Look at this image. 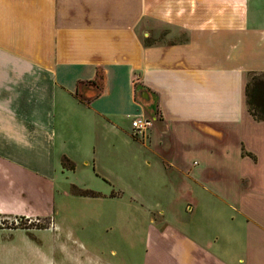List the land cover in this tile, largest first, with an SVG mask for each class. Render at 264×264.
<instances>
[{
    "label": "crops",
    "instance_id": "0c3cea01",
    "mask_svg": "<svg viewBox=\"0 0 264 264\" xmlns=\"http://www.w3.org/2000/svg\"><path fill=\"white\" fill-rule=\"evenodd\" d=\"M263 74L264 0H0V217L127 199L164 245L148 264H264V119L246 100ZM138 116L155 118L140 137Z\"/></svg>",
    "mask_w": 264,
    "mask_h": 264
},
{
    "label": "rangeland",
    "instance_id": "374dc122",
    "mask_svg": "<svg viewBox=\"0 0 264 264\" xmlns=\"http://www.w3.org/2000/svg\"><path fill=\"white\" fill-rule=\"evenodd\" d=\"M133 187L139 189L141 185L134 184ZM160 196L148 197L146 203L155 205L159 201L162 206L170 202L181 204L179 199H174V202L166 194V198ZM88 200L71 198L55 215L42 201L39 216L30 218V229L0 230V264H148L156 261L157 253L164 245L153 246V242L144 240L146 235L152 240L159 233L151 230L148 215L139 207L140 203L127 199H116L111 203ZM170 218L171 230H175L173 217ZM199 219L195 218L192 225L198 224ZM17 222L28 223L24 218L0 217L1 226ZM55 222L59 228H54ZM174 225L179 226V223ZM29 241L31 244L27 245Z\"/></svg>",
    "mask_w": 264,
    "mask_h": 264
},
{
    "label": "trees",
    "instance_id": "16d2710c",
    "mask_svg": "<svg viewBox=\"0 0 264 264\" xmlns=\"http://www.w3.org/2000/svg\"><path fill=\"white\" fill-rule=\"evenodd\" d=\"M246 97H247V105L249 113L256 120L264 119V74L263 75H252L249 81L246 84ZM63 167H67L69 169L74 168V164L67 158L62 159ZM73 192L80 195H94L95 192L87 189H79L74 188ZM24 218L28 221L27 225L24 223H11L7 226H1L0 228L10 227V228H22V229H30L31 227V219L25 217H17ZM24 224V225H23ZM29 225V226H28Z\"/></svg>",
    "mask_w": 264,
    "mask_h": 264
},
{
    "label": "built area",
    "instance_id": "2783aa9c",
    "mask_svg": "<svg viewBox=\"0 0 264 264\" xmlns=\"http://www.w3.org/2000/svg\"><path fill=\"white\" fill-rule=\"evenodd\" d=\"M155 118L148 116H138L132 120L134 136H143L144 132L152 126Z\"/></svg>",
    "mask_w": 264,
    "mask_h": 264
},
{
    "label": "water",
    "instance_id": "95a60500",
    "mask_svg": "<svg viewBox=\"0 0 264 264\" xmlns=\"http://www.w3.org/2000/svg\"><path fill=\"white\" fill-rule=\"evenodd\" d=\"M81 88L84 89V91H86L88 89V87H86V85L81 86ZM91 95H92V93L91 94H89V93L87 94V92L85 94V96H87V97H89ZM139 99L144 105H149V106L151 105V98H150L149 93H148V91L146 89H142L141 90V92L139 93Z\"/></svg>",
    "mask_w": 264,
    "mask_h": 264
}]
</instances>
